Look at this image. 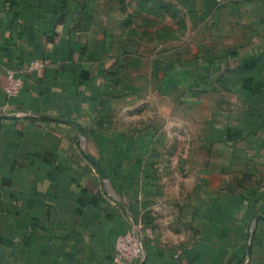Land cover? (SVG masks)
<instances>
[{"label":"crops","instance_id":"0c3cea01","mask_svg":"<svg viewBox=\"0 0 264 264\" xmlns=\"http://www.w3.org/2000/svg\"><path fill=\"white\" fill-rule=\"evenodd\" d=\"M140 221L138 264H264V0H0V264Z\"/></svg>","mask_w":264,"mask_h":264},{"label":"built area","instance_id":"2783aa9c","mask_svg":"<svg viewBox=\"0 0 264 264\" xmlns=\"http://www.w3.org/2000/svg\"><path fill=\"white\" fill-rule=\"evenodd\" d=\"M42 66L40 61H33L29 67L36 69ZM22 78L13 70H8L3 85L9 97L16 96L21 89ZM152 237V227L143 221L119 233L114 244V264H138L145 258L146 241Z\"/></svg>","mask_w":264,"mask_h":264},{"label":"rangeland","instance_id":"374dc122","mask_svg":"<svg viewBox=\"0 0 264 264\" xmlns=\"http://www.w3.org/2000/svg\"><path fill=\"white\" fill-rule=\"evenodd\" d=\"M134 1V0H133ZM129 5L131 6V4L129 3ZM130 10H133V11H138V13H140V11H139V8H135V9H130ZM129 13H130V11H129ZM135 13V12H134ZM127 16H128V14H127ZM134 19H136V20H138L139 19V17H133ZM163 108H164V111L165 112H168V106L167 105H163ZM172 126V125H171Z\"/></svg>","mask_w":264,"mask_h":264},{"label":"trees","instance_id":"16d2710c","mask_svg":"<svg viewBox=\"0 0 264 264\" xmlns=\"http://www.w3.org/2000/svg\"><path fill=\"white\" fill-rule=\"evenodd\" d=\"M147 224V223H146Z\"/></svg>","mask_w":264,"mask_h":264}]
</instances>
